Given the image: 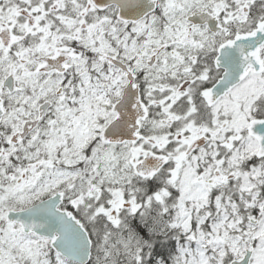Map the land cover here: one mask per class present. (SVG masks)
Returning a JSON list of instances; mask_svg holds the SVG:
<instances>
[{
    "label": "snow or ice",
    "instance_id": "obj_1",
    "mask_svg": "<svg viewBox=\"0 0 264 264\" xmlns=\"http://www.w3.org/2000/svg\"><path fill=\"white\" fill-rule=\"evenodd\" d=\"M0 264H264V0H0Z\"/></svg>",
    "mask_w": 264,
    "mask_h": 264
}]
</instances>
